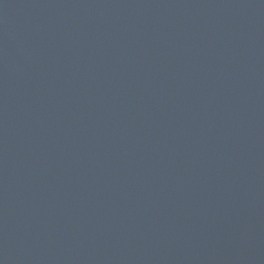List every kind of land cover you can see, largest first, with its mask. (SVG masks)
<instances>
[{"label": "water", "instance_id": "95a60500", "mask_svg": "<svg viewBox=\"0 0 264 264\" xmlns=\"http://www.w3.org/2000/svg\"><path fill=\"white\" fill-rule=\"evenodd\" d=\"M0 264H264V0H0Z\"/></svg>", "mask_w": 264, "mask_h": 264}]
</instances>
